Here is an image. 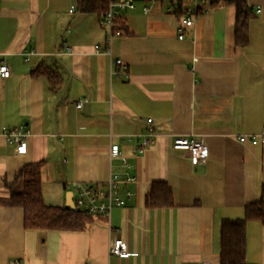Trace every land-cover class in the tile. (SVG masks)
I'll return each mask as SVG.
<instances>
[{
    "label": "crops",
    "instance_id": "0c3cea01",
    "mask_svg": "<svg viewBox=\"0 0 264 264\" xmlns=\"http://www.w3.org/2000/svg\"><path fill=\"white\" fill-rule=\"evenodd\" d=\"M247 2L255 15L238 46L236 6L223 0L184 27V38L170 0H136L111 41L101 16L76 0H0V65L11 71L0 76V199L24 191L16 175L33 162H43L49 206H70L78 184L104 187L113 170L136 177L120 183L134 196L82 231L26 228L22 207L0 204V264H220L222 220L243 218L264 187V144L240 140L264 125V0ZM117 58L128 72H113ZM39 66L60 75L55 91L32 75ZM148 118L156 140L140 152ZM19 126L29 131L23 154L4 133ZM177 136L203 139L206 160L193 165L173 150ZM112 144L129 167L111 159ZM154 181L171 187L173 206L146 205ZM116 238L131 255L109 252ZM246 241L247 263L264 264V224L248 221Z\"/></svg>",
    "mask_w": 264,
    "mask_h": 264
},
{
    "label": "trees",
    "instance_id": "16d2710c",
    "mask_svg": "<svg viewBox=\"0 0 264 264\" xmlns=\"http://www.w3.org/2000/svg\"><path fill=\"white\" fill-rule=\"evenodd\" d=\"M110 0H76L78 9L82 12H95L104 17L109 9ZM165 1V0H160ZM232 2L236 6L235 41L238 46H245L249 41L248 25L255 15L247 0H223ZM221 0H206L205 5L199 6L198 13L203 15L207 7L219 4ZM186 0H178L174 14L180 17ZM125 22L121 16L115 19V29L122 30ZM33 76H45L51 82L55 91L61 82L60 75L46 66H39L32 71ZM43 162L26 164L16 175L24 178V191L13 193L9 200H1V205L20 206L24 209V223L26 228L53 230H85L95 215L87 211L77 210L70 206L46 205L41 190V167ZM146 205L153 208H165L174 205L171 187L165 181H154L146 196ZM251 220L264 224V187L259 201L245 206L244 217L223 219L220 225V264H248L247 252V223Z\"/></svg>",
    "mask_w": 264,
    "mask_h": 264
},
{
    "label": "built area",
    "instance_id": "2783aa9c",
    "mask_svg": "<svg viewBox=\"0 0 264 264\" xmlns=\"http://www.w3.org/2000/svg\"><path fill=\"white\" fill-rule=\"evenodd\" d=\"M178 0H170L169 11L174 13L175 5ZM206 4V0H186V5L183 9V14L178 17L179 19V38H184V27H190L194 24L195 18L199 15V6ZM136 7V0H110L109 9L104 17V25L109 30V41L115 36L122 34L121 30L115 29V19L121 16L125 9H134ZM76 6L70 7V12H74ZM150 10L149 6L144 7V12L147 13ZM260 8L257 9L260 12ZM99 45H96V49ZM34 49H27L25 51L26 59L34 53ZM110 52V48L107 49ZM113 72L116 66L123 67L125 72H128L127 66L119 58L115 59L112 64ZM11 71L7 64L0 65V76L6 78L9 77ZM84 104V100L79 99L76 103L77 108H81ZM152 118H148L149 127L147 132L137 138L136 148L142 152L147 146L153 144L156 140L155 131L151 125ZM5 137L9 143L16 146V151L19 154H23L27 150V136L29 131L24 126L16 128H8L4 130ZM250 139L253 144H264V125L258 134H251L249 136H241L240 140L245 141ZM172 148L175 151L181 152L183 155H187L193 165H198L204 162L209 154V149L204 143L203 139L198 137L177 136L174 138ZM111 159H120L125 167H129L130 164L126 156L123 155L119 144H112L110 147ZM136 179L135 176L128 173H121L117 170L111 172L109 180L104 187H93L89 184H78L76 187V193L72 196L74 209L87 211L94 215L109 216L114 206L125 205L128 200L134 196V192L127 190L125 193H120V183L125 181L127 183ZM111 254H116L122 257H128L131 252L128 251L126 242L122 239L116 238L113 240L109 247ZM198 264H209L208 262H200Z\"/></svg>",
    "mask_w": 264,
    "mask_h": 264
},
{
    "label": "water",
    "instance_id": "95a60500",
    "mask_svg": "<svg viewBox=\"0 0 264 264\" xmlns=\"http://www.w3.org/2000/svg\"><path fill=\"white\" fill-rule=\"evenodd\" d=\"M72 195H73L72 192H69V193L67 194V204L70 205V206H73Z\"/></svg>",
    "mask_w": 264,
    "mask_h": 264
}]
</instances>
